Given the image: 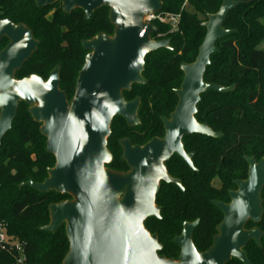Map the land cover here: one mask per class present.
Segmentation results:
<instances>
[{"label": "water", "instance_id": "95a60500", "mask_svg": "<svg viewBox=\"0 0 264 264\" xmlns=\"http://www.w3.org/2000/svg\"><path fill=\"white\" fill-rule=\"evenodd\" d=\"M34 1L40 9L60 3L66 14L80 9L86 19L108 7L114 26L113 36L99 34L82 41L83 50L89 54L78 75L74 97L68 102L66 93L60 90V66L47 81L37 75L16 79L40 42L25 24L0 21V45L3 39L8 40L0 51V153L19 105L26 104L33 121L41 125L46 152L54 156L56 163L42 183L30 181L20 188L71 197L50 205V223L40 228L54 235L65 226L69 251L63 264H229L233 260L252 264L245 249L251 242L262 247L264 240L258 227L247 229L250 222L260 224L264 215V156L259 161L244 158L247 178L234 181L237 190L229 191L230 203L212 202L222 212L223 220L207 251L198 252L193 243L200 220L185 222L181 235L173 240L180 248L178 260L160 256L162 245L157 235L145 228L148 219H161V208L156 206L161 182L182 189L180 181L168 175L165 164L177 155L195 170L192 155L184 151L183 138L222 137L207 124L198 123L195 116L203 94H228L236 89L235 85L205 83L204 75L211 56L217 52V42L235 33L224 28L228 15L248 2L223 0L217 13L207 14L202 24L206 35L195 62L181 65L184 79L175 91V111L170 119L162 118L165 137L155 138L143 147L121 141L123 161L130 170L120 173L107 168L112 162L107 149L111 125L116 117L125 119L129 127L140 124V99L126 102L123 92L135 84L147 83L143 72L149 54L172 50L169 40H153L151 36L158 29L144 22L147 15L163 10L165 0Z\"/></svg>", "mask_w": 264, "mask_h": 264}, {"label": "trees", "instance_id": "16d2710c", "mask_svg": "<svg viewBox=\"0 0 264 264\" xmlns=\"http://www.w3.org/2000/svg\"><path fill=\"white\" fill-rule=\"evenodd\" d=\"M236 1L248 3L228 15L224 28L235 33L217 42V52L211 56V65L204 75L205 83L235 85L236 89L228 94H203L195 116L199 123L222 133V137L184 138L187 150L196 152L193 160L196 171L176 158L167 166L172 176L183 180L187 194L174 186H163L156 197V204L163 207L161 219L150 218L145 222V228L158 235L163 246L159 255L166 259H178L180 248L173 239L181 234L184 222L200 220L193 234L198 252L211 247L216 227L223 219L212 201L227 202V190L235 188L233 181L247 178L248 164L244 157L259 161L264 156V50L258 49L264 41V0ZM186 2L187 8L182 10ZM222 3L223 0H165L162 12L181 14L178 27L173 30L169 24L155 22L158 33L151 38L169 40L172 50L160 49L146 57L143 77L148 83L138 91L144 97L139 112L142 124L128 128L124 120H115L109 143L116 144L132 130L144 133L142 143L163 135L160 116H167L176 104L173 89H178L183 79L181 64L195 62L206 35L202 24L207 21V14L219 11ZM52 10L55 12L51 13ZM109 11L108 7H102L86 20L81 10L65 14L60 3L40 9L34 0H0V21L9 19L16 25L25 24L40 42L16 79L37 75L47 80L50 72L61 65L60 89L70 102L87 54L81 42L99 34H114ZM149 104L153 106L151 114L147 111ZM28 109L26 104L19 105L12 128L1 145L0 227L8 240L0 242V264H63L69 251L65 226L54 235L41 232L40 228L50 223L49 206L71 197L20 188L30 181L42 183L48 177V169L56 163L54 156L46 152L41 125L33 121ZM107 168L123 172L126 165L119 154ZM215 177L221 180L219 189L211 186ZM253 227L264 233V215L260 224L249 223L247 229ZM245 251L252 264H264V240L262 247L251 242ZM229 264L242 263L233 260Z\"/></svg>", "mask_w": 264, "mask_h": 264}, {"label": "flooded vegetation", "instance_id": "af4514ba", "mask_svg": "<svg viewBox=\"0 0 264 264\" xmlns=\"http://www.w3.org/2000/svg\"><path fill=\"white\" fill-rule=\"evenodd\" d=\"M61 10L63 11V8H62V5H61ZM76 10H80V9H76ZM75 11V10H74ZM74 11H72V12H74ZM82 11V10H81ZM55 12V10H52L51 11V13H54ZM64 12V11H63ZM71 12V13H72ZM65 13V12H64ZM70 13V14H71ZM84 13V12H83ZM66 14V13H65ZM69 14V15H70ZM94 14V13H93ZM92 14V15H93ZM68 15V14H67ZM84 15H85V13H84ZM92 17V16H91ZM90 17V18H91ZM85 19H86V16H85ZM86 20H89V19H86ZM2 21V20H1ZM6 41V46H7V44H8V40L7 39H3V41H2V43H1V45H0V51L1 50H3L4 48H1L2 47V45H3V42H5ZM81 46H82V42H81ZM83 49V48H82ZM85 51V50H84ZM89 54V52H87V54H86V56ZM86 56H85V59H86ZM85 64V63H84ZM184 64V63H183ZM182 65V64H181ZM57 66H60L61 67V65H57ZM56 66V67H57ZM84 66V65H83ZM55 67V68H56ZM54 68V69H55ZM145 68V67H144ZM23 69V68H22ZM53 69V70H54ZM52 70V71H53ZM51 71V72H52ZM61 71V70H60ZM81 71V70H80ZM51 72H50V74H51ZM18 73V72H17ZM80 73V72H79ZM144 73V72H143ZM50 74H49V77H50ZM79 75V74H78ZM49 77H48V79H49ZM144 78V77H143ZM44 79V78H43ZM47 79V80H48ZM77 79H78V77H77ZM77 79H76V82H77ZM183 79H184V74H183ZM183 79H182V82H183ZM45 80V79H44ZM47 80H45V81H47ZM61 82V81H60ZM147 82V81H146ZM182 82H181V84H182ZM148 83V82H147ZM147 83L145 84V85H147ZM61 85V84H60ZM144 84H135V85H133L132 86V88H131V90L130 91H124L123 92V97H124V99H125V101L126 102H132V101H134V100H137V99H140V107H139V110H138V118H139V120H140V117H139V112H140V110H141V108H142V105H143V99H144V97L141 95V94H139L138 93V91L141 89V87L140 86H145ZM180 87H181V85H180ZM180 87L178 88V89H173V91H174V94H175V96H176V98H177V101H176V104L174 105V107H173V110L172 111H170V112H168V114H167V116H160V121L162 122V118H167V119H170V116H171V114L175 111V108H176V106H177V104H178V97H177V95H176V93H175V91L176 90H179L180 89ZM75 89H76V84H75ZM61 90V89H60ZM62 91V90H61ZM64 92V91H63ZM74 94H75V90H74ZM67 95V94H66ZM74 97V96H73ZM73 99V98H72ZM67 100H68V97H67ZM152 105L151 104H149V106H148V113H152L153 111H152ZM197 108H198V106H197ZM196 118V117H195ZM119 119H122V120H124V122H125V124H126V126L128 127V128H136V127H139L141 124H142V121L140 120V124L138 125V126H135V127H129L128 126V124H127V122H126V120L125 119H123V118H121V117H116L114 120H113V122L115 121V120H119ZM199 123V122H198ZM200 124H202V123H200ZM203 124H206V123H203ZM208 125V124H207ZM209 126V125H208ZM162 129H163V135L161 136V137H153L151 140H153V139H155V138H158V139H163L164 137H165V130H164V126H163V123H162ZM212 129V128H211ZM215 132V131H214ZM216 133H219V132H216ZM222 134V133H221ZM111 135H112V131H111ZM111 135H110V137H111ZM189 136H192V135H189ZM195 136H199V135H195ZM109 137V138H110ZM143 137H144V133L143 132H140V131H138V130H132V131H128V133L127 134H125V136H123V137H121V138H119L118 140H117V143L115 144H111V143H109V138H108V144H107V149H108V151L111 153V155H112V162L115 160V157L117 156V155H119L120 154V160H121V162L122 163H124L125 165H126V169L123 171V172H120V173H126V172H128L129 170H130V168L128 167V165H127V163L126 162H124L123 161V153H124V151H123V147L121 146V141H123V140H129L130 141V143H131V145L132 146H140V147H143V146H145L147 143H149L150 141H148V142H146V143H142V139H143ZM185 137H187V136H185ZM184 137V138H185ZM184 138H183V140H182V142H183V145H184V151H185V153H187V154H190V155H192V163H193V166H194V162H193V160H194V157L196 156V152L195 151H189V150H187V146H186V143L184 142ZM179 159V160H181V161H183L186 165H187V167L191 170V171H196V167L194 166V168H195V170L194 169H192L181 157H179V156H177V155H174L165 165H166V169H167V172H168V175L170 176V177H172V178H174V179H177V180H179L180 181V183H181V186H182V189L181 188H179L177 185H175V184H168V183H165V182H161V184H160V190H159V192L161 191V189H162V187L163 186H174L180 193H184V194H187V188L185 187V185L183 184V180L181 179V178H179V177H174V176H172L171 174H170V172H169V170H168V163L169 162H171L173 159ZM245 158V157H244ZM111 162V163H112ZM110 163V164H111ZM247 163V162H246ZM108 166V165H107ZM109 169V168H108ZM111 170V169H110ZM247 173H248V170H247ZM245 180V179H244ZM234 181H236V180H234ZM234 181H233V184H234ZM234 186H235V184H234ZM237 190V187L235 186V188L234 189H228L227 190V196H228V201L227 202H223L222 201V203H225V204H228V203H230V196H229V191H236ZM159 194V193H158ZM157 194V195H158ZM71 200V199H70ZM213 202V201H212ZM217 202H220V201H217ZM156 206L157 207H159V208H161V212H162V210H163V207L162 206H158L157 204H156ZM161 215V214H160ZM223 220V219H222ZM197 221V220H196ZM185 223V222H184ZM191 223V222H190ZM193 223V222H192ZM251 223V222H250ZM184 225V224H183ZM249 225V224H248ZM183 231V230H182ZM182 233V232H181ZM152 235V234H151ZM154 235V234H153ZM157 235V234H156ZM181 235V234H180ZM179 235V236H180ZM157 237H158V235H157ZM176 237H178V236H176ZM175 237V238H176ZM174 238V239H175ZM173 239V240H174ZM159 241V240H158ZM174 243V242H173ZM162 248H163V246H162ZM161 252V251H160ZM179 255H180V253H179ZM179 257V256H178ZM174 260V259H173ZM178 260V259H177Z\"/></svg>", "mask_w": 264, "mask_h": 264}, {"label": "built area", "instance_id": "2783aa9c", "mask_svg": "<svg viewBox=\"0 0 264 264\" xmlns=\"http://www.w3.org/2000/svg\"><path fill=\"white\" fill-rule=\"evenodd\" d=\"M180 21V17L179 16H169V17H165L162 15V13H158L155 15H147L144 19V22L147 24H153L155 22H159V23H163V24H169L172 26V28H177L178 24ZM7 237L5 235V232L3 230L2 227H0V242L4 243L7 242Z\"/></svg>", "mask_w": 264, "mask_h": 264}, {"label": "rangeland", "instance_id": "374dc122", "mask_svg": "<svg viewBox=\"0 0 264 264\" xmlns=\"http://www.w3.org/2000/svg\"><path fill=\"white\" fill-rule=\"evenodd\" d=\"M184 8H187V2L184 3L183 7H182V10ZM162 12V11H161ZM162 15L165 16V17H169V16H179L181 17L180 13L179 14H173V13H167V12H162ZM199 18L201 20H203V16L199 15ZM262 23L264 24V19L262 20ZM177 28H174L173 30H176ZM6 46V44H3L2 48H4ZM258 49L260 50H264V41L262 43H260V45L258 46ZM83 67V66H82ZM211 186L215 189H219L222 187V183H221V180L219 179V177H215L213 178V180L211 181Z\"/></svg>", "mask_w": 264, "mask_h": 264}]
</instances>
